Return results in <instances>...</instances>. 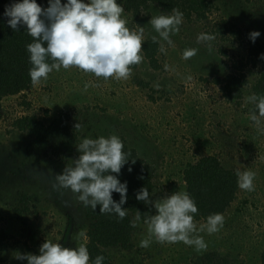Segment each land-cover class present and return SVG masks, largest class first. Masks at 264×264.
Returning <instances> with one entry per match:
<instances>
[{"label":"rangeland","instance_id":"374dc122","mask_svg":"<svg viewBox=\"0 0 264 264\" xmlns=\"http://www.w3.org/2000/svg\"><path fill=\"white\" fill-rule=\"evenodd\" d=\"M213 4L206 18H183L180 31L172 34V44L158 40L159 68L150 66L142 50L143 61L131 66L126 79H104L75 66L62 67L35 86L0 99V209L8 245L0 252V264H27L15 255L19 251L38 254L46 239L73 248L87 241L91 220L76 194L53 187L56 172L75 157L28 153L31 138L15 123L23 114H36L48 123L61 110L71 114L73 129L77 121L83 125L75 129L80 140L116 133L150 161L155 174L153 201L185 191L186 165L206 154H216L227 167L256 173L254 189L239 187L236 199L222 212L225 219L219 231L195 233L203 236L206 248L197 249L183 241L161 243L154 238L149 247H141L139 241L149 236L141 219L131 248L103 247L112 264H261L264 117L260 125L250 120L255 105L247 98L254 93L264 60L243 67L247 82L240 99L229 98L215 80L242 71L241 62L248 53L245 34L260 30L257 38L264 44V0H213ZM162 11L170 12L151 2L139 16L126 9L123 15L130 28L143 26L145 41L158 35L148 22ZM223 18L243 33H222L218 28ZM201 32L213 33L215 39L198 42ZM187 47L198 52L184 59ZM156 211L151 204L148 216ZM194 222L199 226L206 220Z\"/></svg>","mask_w":264,"mask_h":264},{"label":"clouds","instance_id":"9594fccd","mask_svg":"<svg viewBox=\"0 0 264 264\" xmlns=\"http://www.w3.org/2000/svg\"><path fill=\"white\" fill-rule=\"evenodd\" d=\"M124 11L120 0H48L46 7L38 0H11L5 5L3 16L13 30L23 28L33 38L26 49L31 63L28 74L35 86L46 80L53 70L72 66L104 79L128 78L131 66L144 59V28L142 25L139 30L130 28ZM183 18V11L175 7L171 12L151 16L148 23L158 34L152 36L153 41L162 39L172 44V34L180 31ZM260 35V30L249 33L253 42ZM214 39L213 33L197 35L198 42ZM160 50L165 51L163 47ZM197 52V48L187 47L183 58H191ZM247 99L255 105L250 120L260 125V118L264 117V94L252 93ZM74 127L80 129L83 125L77 121ZM76 147L79 155L61 172H56L53 187L71 189L85 206L93 209L99 206L100 212L115 213L123 219L128 214V208L123 206L128 199V182L116 175L130 159L123 139L116 133L83 136ZM131 160L135 163L136 159ZM128 170H132L131 165ZM236 176L240 188L254 189L255 171L238 168ZM114 191L120 193L119 200L113 198ZM136 199L153 204L157 210L144 218L149 236L139 241L141 247H149L154 238L161 243L183 241L202 249L207 243L203 236L195 233L211 234L223 227L225 217L220 212L209 214L206 222L197 226L194 214L198 205L187 191H175L153 201V194L145 185L136 192ZM140 220L138 209L130 223L136 226ZM15 257L26 259L27 264H103L105 260L103 254L91 260L86 243L73 248L50 239L40 245L38 254L19 251Z\"/></svg>","mask_w":264,"mask_h":264},{"label":"trees","instance_id":"16d2710c","mask_svg":"<svg viewBox=\"0 0 264 264\" xmlns=\"http://www.w3.org/2000/svg\"><path fill=\"white\" fill-rule=\"evenodd\" d=\"M10 2L11 0H0V99L24 91L32 85L28 74L31 63L26 44L33 38L25 29L15 31L7 24V17L3 16V12L5 5ZM38 2L46 7L48 0H38ZM151 2L157 3L170 12L174 7L179 8L183 11L184 18L188 20L206 18L214 6L213 0H124L123 5L126 10L139 16ZM221 20L222 27L218 29L222 33L233 32L236 36L243 33L235 23L224 18ZM244 36H246L244 42L248 53L247 59L241 62L242 71L229 72L215 80L222 84L224 93L231 99H240L242 96L243 86L247 82L243 67L248 63L256 65L258 61L264 60V57H261V53H264V44L261 40L256 38L253 42L248 33ZM159 47V41H153L152 38L143 43L142 50L152 68L161 67L157 56ZM253 89L254 93L264 94V70L257 78ZM15 123L31 138L27 145L28 153L36 155L51 153L66 158L79 155L76 147V144L80 142L79 133L72 127L69 112L61 110L48 123L45 122L44 117L36 114H23L17 118ZM122 139L130 159L116 175L121 181L128 182V199L123 205L128 208V214L123 219H119L115 213H102L99 211V206L93 209L90 205L85 206L80 201V206L91 220L86 232V245L90 252V259L94 260L98 254H103L105 257L103 264H112L110 256L103 247L131 248L136 226H133L130 221L133 220L137 210L141 211V219L149 215L151 204L137 200L136 192L145 185L150 194H153L155 189L153 164L142 158L135 147L130 146L124 138ZM131 159H136L135 163H132ZM129 165L132 167L131 171L128 170ZM183 178L185 191L195 198L198 205L194 220H206L211 213L224 212L236 199L239 190L236 169L225 166L216 154H206L189 162L183 171ZM25 198V195L22 196L24 201H26ZM113 198L119 200L120 193L114 191ZM2 219L0 209V252L8 246L7 233L1 227ZM261 264H264V251Z\"/></svg>","mask_w":264,"mask_h":264}]
</instances>
